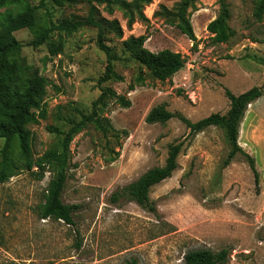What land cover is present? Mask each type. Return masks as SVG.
I'll use <instances>...</instances> for the list:
<instances>
[{"label":"rangeland","instance_id":"rangeland-1","mask_svg":"<svg viewBox=\"0 0 264 264\" xmlns=\"http://www.w3.org/2000/svg\"><path fill=\"white\" fill-rule=\"evenodd\" d=\"M257 1L225 0L232 35L224 43L213 42L206 30L218 13V0H198L187 9L194 42L176 27L179 0H147L140 6L144 18L130 25L117 7L108 12L97 5L96 18L116 19L122 30L118 36L104 28V42L115 55L114 71L123 79L102 83L98 79L106 58L97 47L95 27L71 33L55 30L44 43L30 44L35 33L50 23L86 17V0L63 5L20 0L0 8V18L24 3L35 8V27L14 32L21 47L9 57L14 71L9 90L37 81L41 87L34 98L39 108L30 109L34 114L44 109V117L25 125L30 132L28 159L37 160L47 150L59 148L63 133L91 111L101 88L130 101L123 107L108 98L101 116L111 128L103 134L88 125L69 145L61 199L77 205L73 225L39 214L55 176L54 164H45L42 175L33 166L0 183V264H187L184 255L189 251L223 248L228 250V264H264V15L254 16ZM131 35H143L149 51L180 52L185 65L163 82L154 79L125 50L123 41ZM58 42L62 50L52 55V45ZM254 86L261 87L262 95L248 104L238 143L254 158L257 185L240 154L223 166L230 146L222 128L209 126L190 136L177 118L164 124L144 120L157 105L192 122L212 113L225 114L229 100L224 88L238 95ZM176 141H183L178 167L149 190L157 216L127 197L110 200L149 168L163 165L168 144ZM16 142L11 159L21 165L25 159ZM2 148L0 137V162Z\"/></svg>","mask_w":264,"mask_h":264},{"label":"trees","instance_id":"trees-1","mask_svg":"<svg viewBox=\"0 0 264 264\" xmlns=\"http://www.w3.org/2000/svg\"><path fill=\"white\" fill-rule=\"evenodd\" d=\"M20 0H0V8L8 3L19 2ZM56 5H63L72 0H52ZM147 0H86L88 3V13L84 18L63 19L58 23H50L41 31L35 33L30 44L38 46L49 39L52 31H64L71 33L77 28L83 26H93L96 28V44L106 58V64L98 82L109 80L122 81V76L114 71L115 55L111 48L104 42V28H109L116 32L118 36L122 35V30L116 19L106 20L96 18L97 5H104L108 12L114 7L120 9L130 25L135 19H143L144 15L140 6ZM198 0H179L174 17L177 20L176 27L188 37L195 41L196 37L192 31L189 21L186 19V11L192 7ZM219 8L217 15L206 24V30L211 35L215 43H224L232 35L228 26L229 7L225 0H218ZM35 8L33 5L24 3L16 12L6 11L0 18V137L3 138V148L1 150L0 162V183L8 180L12 175L20 170H30L36 166L43 174L44 165L54 164L55 176L50 181L44 201L39 206L41 218L55 219L63 221L67 225H73L72 213L77 209V205L66 204L61 199V194L65 185L66 171L69 162V145L74 136L92 125L96 130L106 134L111 128L110 122L106 117L101 116L102 108L106 105L108 98H114L121 106L128 107L130 101L122 94L116 93L110 88H101L97 98L92 102L91 111L82 115L78 121L72 122L70 127L60 141L59 148L47 150L37 160L28 159L30 132L25 127L28 123L36 122L37 119L44 117V109H40L37 114L31 111V107L39 108L37 99L41 90L40 83L37 81L31 86L16 90L8 89V81L14 75L13 66L10 62V55L20 49L21 43L15 38L14 32L23 28L33 29L36 24ZM264 15V0H258L254 16L261 19ZM107 25V27H104ZM145 37L129 36L123 41L126 51L133 54L134 58L144 66L149 74L158 81H165L172 77L185 65V56L180 52L170 49H161L152 52L144 47ZM52 44V43H50ZM52 55L58 54L62 50V43L53 45ZM196 46V43H194ZM129 89H134L132 85ZM224 93L229 100V109L225 114L212 113L195 122L190 121L180 112H173L161 105L152 107L146 114L144 120L146 123H161L177 118L188 129V135L193 136L203 131L209 126L220 127L224 130L225 137L229 143L230 149L223 161V166L231 163L236 154H240L248 163L254 177V182L259 183V173L255 167L254 158L247 153L238 143L239 125L244 117L248 104L255 101L262 95L261 87L254 86L238 95H234L229 89L224 88ZM122 133L126 134L125 131ZM17 142L18 152L24 157L25 161L21 165H15L11 159V149L13 140ZM183 148V141L169 143L167 146V155L164 164L149 168L142 173L136 180L121 187L111 196V201L116 202L119 196L127 197L135 202L143 210L158 215L156 208L149 197V190L152 186L169 178L173 171L178 167L177 157ZM264 241V233L261 235ZM228 250L223 248L217 252L209 249H199L189 251L184 255L187 264H228Z\"/></svg>","mask_w":264,"mask_h":264}]
</instances>
